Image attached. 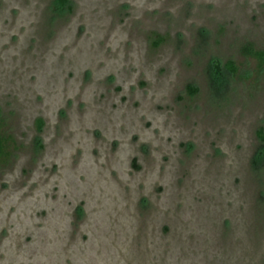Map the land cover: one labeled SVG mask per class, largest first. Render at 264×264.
Masks as SVG:
<instances>
[{
  "label": "rangeland",
  "instance_id": "374dc122",
  "mask_svg": "<svg viewBox=\"0 0 264 264\" xmlns=\"http://www.w3.org/2000/svg\"><path fill=\"white\" fill-rule=\"evenodd\" d=\"M69 4L0 0V264H264V0Z\"/></svg>",
  "mask_w": 264,
  "mask_h": 264
},
{
  "label": "trees",
  "instance_id": "16d2710c",
  "mask_svg": "<svg viewBox=\"0 0 264 264\" xmlns=\"http://www.w3.org/2000/svg\"><path fill=\"white\" fill-rule=\"evenodd\" d=\"M57 1L63 8L66 6L67 9H70V4L67 5L68 0ZM242 50L244 55L255 59L259 68L262 69L264 67V50L255 49L250 44L245 45ZM214 65L216 69H219L216 63H214ZM224 67L228 73L232 75L237 71V67L235 66L234 62L230 60L225 62ZM188 90L191 94H193L197 91V88L188 86ZM40 124L41 120H39V126ZM1 125L2 118L0 117V165L5 164L9 160L12 148L15 147V141L13 137L11 135H5L1 132ZM257 136L260 144L251 159V166L254 171L260 172L264 168V132L262 127L257 130Z\"/></svg>",
  "mask_w": 264,
  "mask_h": 264
}]
</instances>
